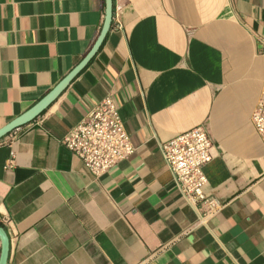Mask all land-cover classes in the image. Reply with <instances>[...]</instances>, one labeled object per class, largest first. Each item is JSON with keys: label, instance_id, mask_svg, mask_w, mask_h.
I'll return each instance as SVG.
<instances>
[{"label": "crops", "instance_id": "obj_1", "mask_svg": "<svg viewBox=\"0 0 264 264\" xmlns=\"http://www.w3.org/2000/svg\"><path fill=\"white\" fill-rule=\"evenodd\" d=\"M88 63L43 112L0 139L7 264H264V0H113ZM104 0H0V129L51 91L99 37ZM111 94L136 151L96 177L61 139ZM213 141L203 217L160 144ZM14 152V165L5 164Z\"/></svg>", "mask_w": 264, "mask_h": 264}, {"label": "built area", "instance_id": "obj_2", "mask_svg": "<svg viewBox=\"0 0 264 264\" xmlns=\"http://www.w3.org/2000/svg\"><path fill=\"white\" fill-rule=\"evenodd\" d=\"M118 110L112 95L107 94L61 139L63 146L96 177L136 151ZM251 119L264 142V84ZM212 142L206 130L196 126L160 144L164 162L172 173L176 189L196 211L203 210V217L215 214L222 207L216 198L204 190L207 184L204 168L213 157ZM14 158V152H11L6 168L14 165Z\"/></svg>", "mask_w": 264, "mask_h": 264}, {"label": "water", "instance_id": "obj_3", "mask_svg": "<svg viewBox=\"0 0 264 264\" xmlns=\"http://www.w3.org/2000/svg\"><path fill=\"white\" fill-rule=\"evenodd\" d=\"M113 0H104L105 10L102 28L99 37L96 39L89 53L74 67L51 91H49L39 102L33 105L29 110L24 112L18 118L13 119L7 125L0 129V139L9 134L14 129L21 127L32 120L36 119L45 108L61 93V91L69 84L75 75L82 70L88 61L94 56L111 26L113 17ZM9 235L5 229L0 226V264H7L9 252Z\"/></svg>", "mask_w": 264, "mask_h": 264}, {"label": "trees", "instance_id": "obj_4", "mask_svg": "<svg viewBox=\"0 0 264 264\" xmlns=\"http://www.w3.org/2000/svg\"><path fill=\"white\" fill-rule=\"evenodd\" d=\"M1 225V224H0Z\"/></svg>", "mask_w": 264, "mask_h": 264}]
</instances>
